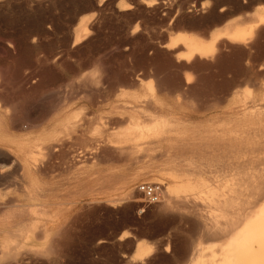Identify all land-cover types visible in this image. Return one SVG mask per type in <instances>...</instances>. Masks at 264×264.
I'll return each mask as SVG.
<instances>
[{
	"label": "rangeland",
	"instance_id": "obj_1",
	"mask_svg": "<svg viewBox=\"0 0 264 264\" xmlns=\"http://www.w3.org/2000/svg\"><path fill=\"white\" fill-rule=\"evenodd\" d=\"M78 2L0 0V264H211L223 238L165 193L195 195L220 221L264 204L243 182L264 168V23L189 61L169 42L246 27L264 0ZM179 126L185 158L214 133L224 148L181 167L178 149L163 153ZM143 182L162 185L159 202L143 200Z\"/></svg>",
	"mask_w": 264,
	"mask_h": 264
},
{
	"label": "bare ground",
	"instance_id": "obj_2",
	"mask_svg": "<svg viewBox=\"0 0 264 264\" xmlns=\"http://www.w3.org/2000/svg\"><path fill=\"white\" fill-rule=\"evenodd\" d=\"M252 16L250 18L251 21L249 22V25L248 26L245 27V25L243 24L242 27H241L237 23H230V22H228V23L224 24L220 29H218L215 32V34L212 35L211 38L210 39H207V40L204 39V38L198 37L196 35H193V34L176 33L172 37V39L170 40L169 45L170 46H175L176 43L181 42V44L184 47L183 48L184 50L183 51H180L179 53L182 56L181 58L182 59L184 58L187 61L191 60V58L194 57L195 55H198L199 57L200 56L203 57L204 55H206L208 53H212L213 47H214V42L216 40H218V39H221L222 37H225L227 40L232 41V42H243V41H245V39H247V36L246 35L248 33H251L252 29L255 26H258V24L264 23V6L262 5V6L258 7V8H256L254 10V13H253ZM209 34H211V33H209ZM201 80H202V78H201ZM190 82H191V80L189 78H185L184 79V83L185 84H189ZM185 87H187V85ZM178 91H180V90H178ZM189 91H187V92H189ZM195 92H197V91H195ZM199 93H195V94H199ZM214 93H215V91H214ZM7 95H9V94H7ZM188 99H189V97H188ZM53 102H55V101H53ZM258 104L259 103H256L255 100L252 99L250 101L248 107L253 108V107L257 106ZM245 115H251L250 118H252V117H254V118L255 117H258V114H253L252 115L251 113L249 114V112L247 114H245ZM218 134L217 133H214L213 136H211V139L208 140V142H206V144H209V147H207L206 149H204L205 148L204 147V148H202V150H199L196 147V149H194V150H192L190 152H193L194 151V153L197 154V156H199L200 153H202V152H203V154L204 153H210V154H213L214 155L215 151H217V150L219 151L220 150L219 146L223 145V142H224V141H221L223 139V135L224 134H221V136L218 135ZM250 134H248V132H246V131H242V137L243 138H248V135H250ZM188 138L189 137L187 136L186 130L181 129L180 126H179V129H178V140H177L176 144H173V143H171V141L169 139H166L165 140V143H166L165 145L166 146L163 149V153L165 154V157L167 159H174L175 156L171 157V155H170L171 150H173L174 148L178 149L179 150L178 152L180 153V156L181 157L179 156V157H176V158H178V160L181 162V167H184V168L187 167V165L189 163H196L195 161H197V160H203V158H200V157H197V156L196 157L195 156H191V157H187V158H185L183 156V154L188 153V151H189L188 148L191 149V147H188V145H189ZM228 139L230 141V138H228ZM234 139H236V138L234 137ZM229 141H228V143H229ZM204 142H205V140L203 141V143ZM234 143H235V141H234ZM235 144H237V143H235ZM255 145L256 144L254 143V146ZM261 146H262V144H261ZM221 147L224 148L223 146H221ZM230 147L232 148L231 145H230ZM246 147H247V145H246ZM234 148H235V146H234ZM220 151H222V150H220ZM228 151H229V154L230 153L231 154L238 153V150H235V149L233 150V148L232 149H229ZM217 153H220V152H217ZM214 159L215 158L212 157L211 160L213 161ZM21 168L23 169V167H21ZM184 171L185 170H183L181 172L183 173ZM248 175H251V177L250 176L249 177H246L245 181H243V182L246 183L249 191L252 192V194H255V196L256 195L257 196H262L264 194V168H261V169L257 170L256 172L251 173V174H248ZM4 180H6V179H4ZM165 195H166V199L164 200V203L163 204H165L166 207L167 206L168 207H171L172 206L173 208L174 207L184 208V209L188 210L189 213L194 214V215H197L198 217L200 216L199 217L200 220H201L200 221V225L202 223L205 226L204 229L207 227L206 228L207 230L205 229V232H207L208 238L211 236V238H209V239L219 240L221 237L223 238V240H222L223 242H221L222 248L218 247V246H220L219 244L216 246L217 247V252L219 251L218 248L221 249V252L219 251L220 252V257L217 256L218 258L216 257V259H213L212 262H211V259H210L211 264H264V204L261 206V208L255 210V212L252 210L254 212V214L252 216H250L249 217L250 220H248L246 222H244V221L247 220L246 219L247 217H246V215L245 216H242L245 213H242L243 210H242L241 207H236L235 208V211H233V212H228V210H227V212L229 213L230 216L227 217V218L223 217V219L225 218V220L220 221V220H222L221 219V215L220 216L218 215V218H220L218 220V218L215 216L216 214L213 215L212 217L209 214H207V215L206 214H199L198 209H195L194 208V207L197 206V204H195V200H194L195 195L186 194V192H184L183 194H179V195L178 194L177 195H173V194H171L170 191L166 192ZM7 201H8V199H7ZM9 201H10V199H9ZM237 201L238 200L236 198H233L232 197V198H223V199L220 200L219 203L220 204H232V203H237ZM250 203H252V202H250ZM239 205H237V206H239ZM245 205H246V208H250V207L254 206L255 204H248L247 203ZM190 207L192 208L191 210H190ZM21 208L23 209V211H26V210H24V207H20V209ZM26 209H27V207H26ZM12 210H14V209H12ZM220 210H221V212L226 211V210L221 209V208H220ZM21 213H22V211H21ZM248 213L246 212V214H248ZM203 232H204V230H203ZM219 242H220V240H219ZM216 244H217V242H216ZM214 248H212V250ZM213 251H215V253H217L216 252V249H214ZM148 254H149V252L147 253V255ZM206 254H204V255H206ZM208 254H209V251H208ZM203 257L205 259V256H203ZM208 260L209 259H207V260L205 259L206 262ZM205 261L201 262L199 260H195L194 259V260H192V264H203ZM206 262H205V264H208V262L207 263Z\"/></svg>",
	"mask_w": 264,
	"mask_h": 264
},
{
	"label": "built area",
	"instance_id": "obj_3",
	"mask_svg": "<svg viewBox=\"0 0 264 264\" xmlns=\"http://www.w3.org/2000/svg\"><path fill=\"white\" fill-rule=\"evenodd\" d=\"M137 190L146 203H156L162 198L163 187L158 183H139L137 185Z\"/></svg>",
	"mask_w": 264,
	"mask_h": 264
},
{
	"label": "trees",
	"instance_id": "obj_4",
	"mask_svg": "<svg viewBox=\"0 0 264 264\" xmlns=\"http://www.w3.org/2000/svg\"><path fill=\"white\" fill-rule=\"evenodd\" d=\"M88 2V0H79V5H85Z\"/></svg>",
	"mask_w": 264,
	"mask_h": 264
}]
</instances>
